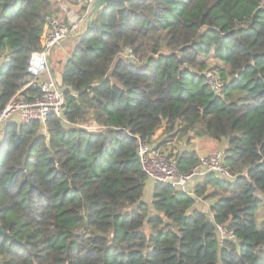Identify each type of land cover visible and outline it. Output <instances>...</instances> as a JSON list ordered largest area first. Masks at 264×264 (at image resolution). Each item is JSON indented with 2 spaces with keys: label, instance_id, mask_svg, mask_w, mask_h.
Returning <instances> with one entry per match:
<instances>
[{
  "label": "trees",
  "instance_id": "16d2710c",
  "mask_svg": "<svg viewBox=\"0 0 264 264\" xmlns=\"http://www.w3.org/2000/svg\"><path fill=\"white\" fill-rule=\"evenodd\" d=\"M62 4L77 15L87 7L0 0V109L14 95H38L29 56L45 48V18ZM263 4L132 0L99 11L52 74L69 124L49 113L44 124L2 128L0 264H264ZM207 55L213 67L198 61ZM206 70L222 79L220 94L204 82ZM202 136L225 140L233 176L207 174L195 186V196L216 198L213 220L170 185L155 183L144 200L137 137L162 151ZM168 155L182 173L198 160L194 151ZM213 222L235 240L220 246Z\"/></svg>",
  "mask_w": 264,
  "mask_h": 264
},
{
  "label": "built area",
  "instance_id": "2783aa9c",
  "mask_svg": "<svg viewBox=\"0 0 264 264\" xmlns=\"http://www.w3.org/2000/svg\"><path fill=\"white\" fill-rule=\"evenodd\" d=\"M87 5L91 0H83ZM264 8V4L262 5ZM66 10V9H65ZM64 10V11H65ZM67 12V18L58 16H47L45 19L49 24L48 33L45 39V48L35 50L30 53L28 71L32 74V84L36 83L38 95L31 96L30 100H25L18 95H14L7 104L0 109V135L6 122H29L39 120L45 123L46 116L54 113L60 120L68 125L65 119L63 89L56 84L54 77L49 73V66L46 60V49L52 44L67 35L75 34L78 31L80 20L83 15H77L73 10ZM71 15L68 17V15ZM51 53V52H50ZM1 64V60H0ZM47 74V79H41L42 74ZM204 82L215 93L220 94L223 89V81L219 74L206 70L203 72ZM86 127V126H83ZM223 149H218L210 154H205L198 158L187 173L178 170L177 159L169 156L167 152L155 149L146 139L137 137L136 154L142 171L146 176V181L170 185L195 198V186L202 182L207 174H214L223 179H232L233 176L223 166ZM207 216L213 220V213L207 212ZM214 223V233L217 242L223 246L226 241L235 240V233L225 224Z\"/></svg>",
  "mask_w": 264,
  "mask_h": 264
},
{
  "label": "crops",
  "instance_id": "0c3cea01",
  "mask_svg": "<svg viewBox=\"0 0 264 264\" xmlns=\"http://www.w3.org/2000/svg\"><path fill=\"white\" fill-rule=\"evenodd\" d=\"M62 5L64 6L65 4H62ZM62 10H65V8H62ZM68 11L72 12L71 10H68ZM62 43L64 44V41L60 42L58 44L59 46L56 45L51 50L50 56L52 54L56 55V53H57V51H59V49L61 47L60 45H62ZM68 47H70V45ZM67 50H69V48H67ZM50 56H49V73L52 77H54L53 75L55 74V76L57 78L59 76V71H61V69H60V67H58V64L55 67L52 66L51 61H50ZM198 61L205 62L207 64V67H210L209 65L212 63H213V65L215 64L214 63L215 60L211 55L200 56L198 58ZM207 61H212V62H207ZM213 65H212V67H213ZM47 76L48 75L45 74L43 79H47ZM165 137H166V135H162L161 138L159 139V141H161ZM214 141H216L217 143ZM178 143H183V144L182 145H176L177 151L174 154L181 153L184 151H194L197 158H199V157L205 155L206 153L210 152L212 148H214V150L218 149L219 148V147H217L218 144L223 145L224 147L226 144L225 140L218 142L217 140L208 138L206 136L194 137V138H190L189 140H187V138L185 137L183 140L179 141ZM153 186H154L153 183H151L149 181H145V188H144V195H143L144 200H150L152 192H153ZM215 201H216V198H210V197L205 198L204 196H195V202L193 204V208L199 209V210L207 213V212L211 211L210 207L215 203ZM261 208L263 209V206ZM260 210L261 209H259V211ZM259 211L257 212V217H258ZM258 225L260 227H262L264 225V217L261 220L259 219Z\"/></svg>",
  "mask_w": 264,
  "mask_h": 264
},
{
  "label": "water",
  "instance_id": "95a60500",
  "mask_svg": "<svg viewBox=\"0 0 264 264\" xmlns=\"http://www.w3.org/2000/svg\"><path fill=\"white\" fill-rule=\"evenodd\" d=\"M128 1H132V0H91L89 2V4L87 5L85 12L79 18L80 23H79L78 31L75 34L67 35V36L60 38L56 42V44H52V45L47 47V49H46V60H47L48 66H49L50 52L56 45H58L62 41H68L71 43H76L77 41L82 39L87 34L90 25L96 19L99 11H101L105 7H109V6H112L114 4H118V3H127ZM233 213H235V212H233ZM0 233H4V231L1 229V226H0Z\"/></svg>",
  "mask_w": 264,
  "mask_h": 264
},
{
  "label": "rangeland",
  "instance_id": "374dc122",
  "mask_svg": "<svg viewBox=\"0 0 264 264\" xmlns=\"http://www.w3.org/2000/svg\"><path fill=\"white\" fill-rule=\"evenodd\" d=\"M64 8L66 9L65 11L62 10L61 13L57 14L56 16H58L59 18H64L66 19L67 18V7L66 5H64ZM72 8V7H71ZM77 9V6H73V10ZM76 14V13H75ZM71 15V13L68 15V17ZM69 42L68 41H64V44L62 43V45H60V49L59 51H57L56 55H51L50 56V61H51V64L53 67L57 66L58 64V59L59 58H63L65 57L67 54H68V50L67 48H69ZM59 46V45H58ZM207 62H212V61H207ZM213 63L210 64L209 66L212 67ZM209 68V67H208ZM56 70V69H55ZM45 76V73L41 75V79H43ZM185 138V137H184ZM184 138L176 141V140H171V141H168V143H165L162 145V151L164 152H167L168 154H171L173 155L176 151H177V146L176 145H182L183 143H178L179 141L183 140ZM163 140V139H162ZM216 142V141H214ZM217 143V142H216ZM219 145V146H218ZM217 147H219L218 149H224V146L223 145H220L218 144ZM170 146V147H169ZM218 149H215L212 148L210 152L206 153V154H210ZM264 217V210L261 208V210L259 211V214H258V217H257V222L259 223V219L261 220L262 218Z\"/></svg>",
  "mask_w": 264,
  "mask_h": 264
}]
</instances>
